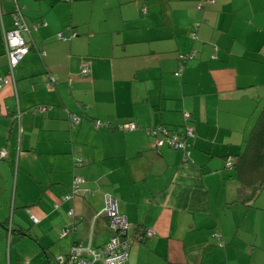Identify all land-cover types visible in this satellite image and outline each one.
Returning a JSON list of instances; mask_svg holds the SVG:
<instances>
[{
  "label": "crops",
  "instance_id": "obj_1",
  "mask_svg": "<svg viewBox=\"0 0 264 264\" xmlns=\"http://www.w3.org/2000/svg\"><path fill=\"white\" fill-rule=\"evenodd\" d=\"M16 1L46 24L23 34L30 51L0 87V264H65L76 242L108 243L107 195L133 235L125 264H264V204L241 201L227 163L264 106V0H84L87 17L101 4L96 27L75 0ZM0 3L1 78L14 3ZM186 126L187 156L148 134Z\"/></svg>",
  "mask_w": 264,
  "mask_h": 264
},
{
  "label": "built area",
  "instance_id": "obj_2",
  "mask_svg": "<svg viewBox=\"0 0 264 264\" xmlns=\"http://www.w3.org/2000/svg\"><path fill=\"white\" fill-rule=\"evenodd\" d=\"M196 8L198 10L203 9V5L213 3L214 0H197ZM14 18L18 21V27L12 30L5 31L3 34L4 43L6 46V54L9 64V74L0 78V87L7 82L13 81V70L19 64L20 60L28 51V46L21 34L22 29L26 30V26L23 28L22 15L18 10L14 13ZM75 34V33H74ZM76 35V34H75ZM58 37L64 36L63 32L57 34ZM191 37L195 38L196 34L193 30L191 32ZM185 58L184 56H182ZM81 72L83 74L88 73V66L83 65ZM176 74H179L176 72ZM188 119L187 114L185 115ZM72 123L70 127H74L76 123L79 122L80 118L77 116L72 117ZM96 124L102 125L100 121ZM137 128V124L134 122L125 123L119 126L122 130H133ZM150 136L155 137V146H167L173 149H181L184 151V155L187 156V149L189 147L188 138L193 135L192 127L186 126L182 132L166 129L160 127L158 129L148 130ZM5 149H0V158L5 157ZM80 161V159H79ZM229 165L231 162H227ZM82 181V177L76 176L72 181V188L75 191L78 188V184ZM73 193L69 192L62 196L63 201H69L72 198ZM67 214L71 217V223L65 226V233H72L74 230L75 222L79 219L74 215L73 209L68 208ZM98 215L107 216L109 219V228L112 231V237L110 241L97 249H93L90 241L87 242H76L74 243L69 252L68 259H65V264H92L94 261H101L103 264H125L128 258V248L130 242H132L133 235L128 233L129 222H127L124 216H120L117 212L116 201L111 196L107 195L105 197L104 206ZM34 222L36 220L31 217ZM153 233L152 230L146 231V235L150 236ZM141 236V235H137Z\"/></svg>",
  "mask_w": 264,
  "mask_h": 264
},
{
  "label": "trees",
  "instance_id": "obj_3",
  "mask_svg": "<svg viewBox=\"0 0 264 264\" xmlns=\"http://www.w3.org/2000/svg\"><path fill=\"white\" fill-rule=\"evenodd\" d=\"M11 1L14 3V9L12 11V16L14 19V27L12 29L18 27V21L14 18V13L18 8V10L21 12L22 15L23 28L25 26L27 28L26 30L22 29L21 32L22 36L23 34L26 33L30 34L33 31L37 30L40 24L42 25L46 24L45 21L35 22L32 25L27 24L24 14L22 12L23 6L19 4L16 0H11ZM143 11L145 12L146 8H143ZM60 32H63L64 36L62 37L57 36V39L70 40L71 38L75 37L74 34L75 32L70 27L67 28V30H63ZM3 34H2V40L4 42ZM24 40L28 46V51H27L28 53L30 51V46L25 38ZM97 121L98 120H95L94 124H96ZM234 158L235 159L231 163L232 177L237 182L240 199L241 201L243 200V202L253 200L258 194V192L264 187V106L258 114L255 125L252 127L246 138L243 151L237 153ZM74 229H75V225H74ZM64 259H68V253L65 255Z\"/></svg>",
  "mask_w": 264,
  "mask_h": 264
},
{
  "label": "rangeland",
  "instance_id": "obj_4",
  "mask_svg": "<svg viewBox=\"0 0 264 264\" xmlns=\"http://www.w3.org/2000/svg\"><path fill=\"white\" fill-rule=\"evenodd\" d=\"M62 2H60L59 4H66V3H68L66 1H62ZM71 3H74V13H73V16H76L77 15V17L79 19L85 20V21L87 19L92 26L96 25L97 24V21L100 20V18H101V10H100L101 4L98 1L94 4V7H95V8H93L94 14L92 16H90V17H87V14H90L91 13L90 12V5H91V3L89 1L75 0V1L70 2L69 4H71ZM94 27H96V26H94ZM256 119H257V116H256ZM254 203H256L258 205H263L264 204V187H263V190L261 189L258 192V194L256 195V200H254ZM31 242L34 243V241H31ZM27 243H28V241H27ZM27 243H23V244H25L23 246V249L25 250V252L27 254L26 258L28 259V258L31 257V255H33L32 254L33 251H32L31 246L28 245ZM52 258H53V264H57V259L55 260V258L53 257V254H51L50 260ZM42 260H43V258H42ZM45 261L48 262V258H46ZM40 263L41 262H40L39 259L38 260L35 259V263H33V264H40ZM26 264H27V261H26Z\"/></svg>",
  "mask_w": 264,
  "mask_h": 264
},
{
  "label": "water",
  "instance_id": "obj_5",
  "mask_svg": "<svg viewBox=\"0 0 264 264\" xmlns=\"http://www.w3.org/2000/svg\"><path fill=\"white\" fill-rule=\"evenodd\" d=\"M48 264V262H46Z\"/></svg>",
  "mask_w": 264,
  "mask_h": 264
}]
</instances>
